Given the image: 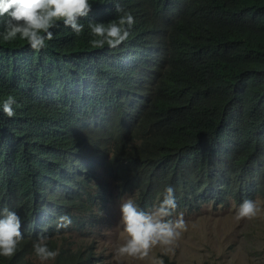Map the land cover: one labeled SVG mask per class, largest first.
<instances>
[{
  "label": "clouds",
  "instance_id": "9594fccd",
  "mask_svg": "<svg viewBox=\"0 0 264 264\" xmlns=\"http://www.w3.org/2000/svg\"><path fill=\"white\" fill-rule=\"evenodd\" d=\"M107 2V9L98 13L99 8L92 5V0H0V25H3L0 39L4 41L19 39L31 49L40 51L53 39L51 30L58 26V22L62 21L63 26L79 36L85 27L81 18L92 12L96 22L88 23L94 37L89 41L91 47L107 45L115 49V57L119 60H112L113 70L125 82L124 90L112 94L109 100L100 99L93 94L102 87L91 82L93 77H85L76 81V85L82 81V90H71L68 85L69 93L62 95L65 100L62 108L69 112V119L62 123L59 144L67 154L92 160L98 151L100 157L108 161L117 149L135 152L141 143L137 136L139 125L158 122L174 103L178 76L217 80L219 62H224L235 72L236 78L223 81L218 91L222 98L238 95L247 85L248 78L243 73L249 60L251 39L242 45L249 27L237 20L241 11L245 12V4L235 6L229 2L226 7L216 10L202 0ZM255 12L256 25L264 21V17L260 10L255 8ZM202 20H209L214 31L203 28ZM230 83H237L233 94L222 90ZM45 90L49 88L43 92ZM16 105V97L10 94L0 100V112L12 118L16 115ZM256 138H264V127ZM98 139H101L98 144L91 141ZM123 142L125 146L122 148ZM171 142L170 137L163 138V152ZM240 151L239 141L230 153L201 147L199 167L202 166L197 172L199 185L187 192L180 191V195L203 199L192 210L177 209L175 189L171 185L165 186L157 200L149 205L147 196H142L138 190L128 192L107 180L100 186L97 206L85 211L72 210L66 205L67 199L75 198L67 186L59 191L51 182L45 185L41 179L28 183L34 193L29 205H24L8 191L0 192V258L11 259L20 253L23 264H57L59 261L65 264L81 255L83 259L90 258V264H94L93 247L82 246L73 250L66 246L67 237L71 236V231L91 230L96 225L110 198V185L119 195H130L119 205L120 224L126 235L115 249L118 258L145 260L156 247H160L164 254L173 251L187 230L183 214L195 213L204 206L223 208L233 204L238 220L258 218L264 215V204L255 200L264 198L260 170L264 165V151L255 157L253 163L234 167L231 162L240 156ZM44 155L51 158L57 156L58 151L46 148ZM185 156L175 155L172 161ZM259 157L262 159L258 160ZM177 166L186 169L185 163ZM151 174L157 175L159 170L153 169ZM222 176L232 178L234 186L225 189L223 194L219 184L216 191L222 197L215 199L211 183L216 178L219 182ZM101 177L98 175L97 179ZM163 181L155 183L159 189ZM150 264L165 262L162 257H153Z\"/></svg>",
  "mask_w": 264,
  "mask_h": 264
},
{
  "label": "trees",
  "instance_id": "16d2710c",
  "mask_svg": "<svg viewBox=\"0 0 264 264\" xmlns=\"http://www.w3.org/2000/svg\"><path fill=\"white\" fill-rule=\"evenodd\" d=\"M202 1L216 10L226 7L229 2L235 6L245 4L246 10L241 11L237 20L249 27L242 45L251 39L249 60L243 73L248 78L247 85L238 95L222 98L218 91L223 81L236 78L235 72L224 62H219L217 80L176 77L174 103L158 122L139 125L137 136L141 143L137 150L126 153L117 149L108 161H104L98 151L92 160L78 159L75 154L63 151L59 144L62 123L69 119V112L62 108L65 103L62 95L69 93L68 85L71 90H82L84 84L80 80L76 85V81L93 77L91 82L102 87L93 95L108 100L126 86L113 70L112 60H119L115 57V49L107 45L93 48L89 43L94 38L88 27L89 21L96 22L93 13L81 18L80 22L85 27L79 36L63 26L62 21L58 22V26L51 30L53 39L40 51L31 49L19 39L13 42L0 39V100L10 94L17 100L14 117L8 118L0 112V192L8 191L24 205H29L34 193L28 183L41 179L43 184L51 182L59 191L67 186L75 198L67 199L66 205L72 210L85 211L97 206L100 186L107 180L128 192L138 190L142 196H147L149 205L157 200L165 186L171 185L175 189L177 209L192 210L203 199L180 195V191L187 192L199 185L197 172L202 166L199 167L201 147L230 153L239 141L240 156L231 164L242 167L253 163L255 157L264 151V138H256L264 127V21L255 25V8L264 17V0ZM92 3L99 8L98 13L108 7L107 0H92ZM201 26L214 31L209 20H202ZM0 32H3V25H0ZM197 69L203 73L200 67ZM236 86L237 83H230L222 90L233 94ZM46 88L49 90L43 92ZM168 137L172 142L163 152V138ZM101 139L91 141L98 144ZM123 145L124 142L122 148ZM46 148H55L58 155L46 157ZM175 155L186 156L173 162ZM182 163L186 169L177 166ZM153 169H158L159 174H151ZM260 170L264 189V165ZM98 175L102 177L97 179ZM160 180L164 181L159 189L155 183ZM231 180L224 176L219 178V182L218 178L214 179L212 196L221 198L222 194L216 191L218 185L222 186L225 194V189L234 186ZM90 260L79 255L65 264H90ZM0 264H23L21 254L11 259L0 258Z\"/></svg>",
  "mask_w": 264,
  "mask_h": 264
},
{
  "label": "rangeland",
  "instance_id": "374dc122",
  "mask_svg": "<svg viewBox=\"0 0 264 264\" xmlns=\"http://www.w3.org/2000/svg\"><path fill=\"white\" fill-rule=\"evenodd\" d=\"M108 190L110 198L96 225L84 230L85 234L71 231L66 242L73 250L92 246L94 264H150L153 257H162L165 264H264V215L238 220L233 204L223 208L204 206L195 213L183 214L187 230L168 254L156 247L145 260L118 258L115 249L126 235L120 224L119 205L130 195H119L113 185ZM255 200L264 204V198Z\"/></svg>",
  "mask_w": 264,
  "mask_h": 264
}]
</instances>
